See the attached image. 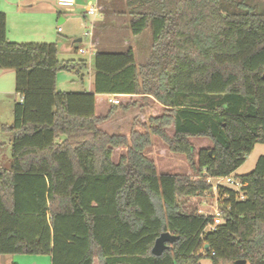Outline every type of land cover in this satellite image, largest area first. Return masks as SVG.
Masks as SVG:
<instances>
[{"label":"trees","instance_id":"1","mask_svg":"<svg viewBox=\"0 0 264 264\" xmlns=\"http://www.w3.org/2000/svg\"><path fill=\"white\" fill-rule=\"evenodd\" d=\"M132 36L151 29L145 63L133 48L97 51L94 90L57 88L60 71L80 74L88 60L61 61L49 42H14L0 11V70L15 72L11 166H0V255H49L52 264H264V154L218 187L222 223L188 201L212 190L209 178L234 176L264 141V0H124ZM97 94L152 95L165 112L149 130L109 134ZM173 126L170 136L166 128ZM151 134L185 155L195 175L159 173L145 154ZM192 137L213 148L198 150ZM126 154L113 161L116 148ZM180 240L152 255L163 232ZM209 249L205 250V245Z\"/></svg>","mask_w":264,"mask_h":264},{"label":"crops","instance_id":"2","mask_svg":"<svg viewBox=\"0 0 264 264\" xmlns=\"http://www.w3.org/2000/svg\"><path fill=\"white\" fill-rule=\"evenodd\" d=\"M5 2L8 3L6 7H8V10L11 13L10 15L8 14L7 11L5 12L7 16L8 38L11 41L16 40L14 42L56 43L58 46V54L60 50L64 49L63 51L67 52L69 56L73 57L74 52L78 53L80 52L81 49H83L76 46V43L83 41V38L80 36V34L83 33L81 31L84 26L81 17L87 19L88 16H90L88 14V9L94 6V7H99V11L96 15L97 18H93L89 23L88 27L91 28L92 31L89 30L87 32H91V34L86 35L87 32L83 33L84 36H89L87 43L90 50L94 49L95 50L94 53H96L97 51L118 52L128 48L135 49L134 45L132 46L130 43H127L129 40L124 41L125 45H123L121 44L122 41L119 38L121 36L122 31L124 32L127 22H129L127 19H124L127 18V12H126V6L124 0H76V4L73 6H61L56 1L53 0H4V4ZM91 16L96 17L95 15H91ZM12 18L16 19V24H17L16 27H14L15 25H12L13 23L11 20ZM61 26H63V30H62V33H64L63 36L66 37L65 41L56 40L55 37L56 31L57 33H61L59 32V27ZM69 39H73L71 44L68 41ZM78 39H81V41H79ZM71 59L87 60L86 58H78V59L70 58V59H63V60L60 59V60L66 61ZM67 72H72V71H67ZM75 74L77 73L75 72ZM77 75L79 76V81L81 82L82 87L74 88L75 90L72 91H66L60 88L58 89L65 92H92L94 90V75H93L92 64L89 65L88 62V68L84 69L80 74ZM64 81H65V77L61 79V75L59 72L57 76L58 85L60 82L63 84ZM77 82L78 80H75L74 78H72L70 81L71 84L73 83L76 84ZM85 84L87 86L86 88H85ZM142 96L147 97L141 94L140 95L97 94L96 109H95L96 114L98 116L106 115L110 107L109 104L110 103L113 104L112 99L118 98L122 100L124 98H128L132 100V98L135 97L137 98ZM99 106L102 112L98 113ZM13 111H14V106H13ZM130 111L126 112V114L129 113ZM119 113L121 112L116 113V116ZM111 121L113 120L111 119L108 121L106 120V122H103L99 125V128L106 131L107 127L110 126L109 122ZM11 141H12V137L9 140L10 146H11ZM119 159L115 162H118ZM11 162L12 159L8 160L7 162L8 164H5L0 160V166L4 168H9L11 166ZM165 173H169V172H165ZM231 177L234 179L233 175ZM215 180L216 178L213 179L211 178L210 182L214 184ZM210 193L214 194V199H213L214 201L212 203L208 199ZM197 198H199V200H197ZM217 199H218L217 190L213 186L212 190L206 191L202 195L192 197L188 201L189 203L187 204V206L190 205L191 208L198 210V212L201 209H205L206 211L212 213L213 210L218 208ZM218 220L219 217H216L217 223ZM6 256H9L8 259H6L7 260L6 264H20V263L24 264L23 262H21V259L25 258L24 257L25 255H20L21 257H16L18 255H14V257H11V255H6ZM26 256H30V258H36L37 256H41V255H26ZM32 260L37 261L39 259H32ZM49 264H52L51 256L49 259ZM94 264H101L99 258H95Z\"/></svg>","mask_w":264,"mask_h":264},{"label":"rangeland","instance_id":"3","mask_svg":"<svg viewBox=\"0 0 264 264\" xmlns=\"http://www.w3.org/2000/svg\"><path fill=\"white\" fill-rule=\"evenodd\" d=\"M7 2L4 4V0H0V11L2 12H8V14L11 15L10 11L8 10ZM10 8V7H9ZM96 16V15H95ZM93 18V16H88V20L84 17H81V20L84 24L81 32H87L89 30L92 31L91 28H89V23ZM99 18V17H98ZM127 19L129 22H127L126 27L124 29V32L122 31L121 36L119 37L122 41L121 44L125 45L124 41H128L127 43H130L132 46H135V55H136V61L137 63H145L147 62L153 45V37H152V31L151 29L146 30L143 34L140 36H132L130 31V20L131 16L127 14ZM12 25L17 26L16 19L12 18ZM58 27V26H57ZM62 30H63V26ZM89 29H88V28ZM62 30L59 31L61 33L55 34L56 40H64L66 39L64 33H62ZM83 33L80 34V36L83 38V41L76 43V46L79 48H83L85 52L83 53H76L74 52L73 57L69 56V54L64 49L59 51L58 57L63 59H70V58H86L89 62V65L93 63L94 58V49L89 48L88 46V39L89 36H84ZM13 40V39H12ZM16 41V40H13ZM18 41V40H17ZM71 44L73 39L68 40ZM60 46V45H59ZM60 48V47H59ZM75 51V49H74ZM61 79L65 77L64 85L60 82L58 85L57 82V88H60L62 90L66 91H72L75 90L74 88H80L82 87L81 82L79 81V76L75 74V71L67 72V71H60ZM74 78L75 80H78L76 84H71V79ZM85 84V88H86ZM147 97H135L131 99L124 98L121 100V103L118 105H125L126 103H131L128 110H124L121 107L113 114V116L110 118L111 122L110 126L107 127L106 132L109 134H116V135H125L128 138L131 136V133L133 131H138L141 133L146 132L149 130V126L151 124V118L160 116L165 112L164 106L159 103V101L153 97L152 95H144ZM20 100V96L15 91V72L13 70H0V160L1 162L8 164V160L11 158V146L9 144V140L12 137V133L10 131L4 130L3 125H11L14 122V111L13 106L15 101ZM109 110L112 107V104H109ZM108 110V112H109ZM131 110V111H130ZM130 111L126 114V112ZM102 112L100 106L98 107V113ZM119 113L116 116V113ZM109 119V120H110ZM108 121V120H107ZM106 122V121H104ZM103 123V122H102ZM166 132L172 136L174 134V128L173 126H169L165 129ZM105 131V130H104ZM152 142L151 145L146 149L145 154L149 156L150 158L154 159L156 161L158 172L159 173H181V174H191L195 175L196 171H194L191 168V165L189 161L187 160L185 155L172 153L168 146L165 144V142L157 135L151 134ZM191 142L194 144L196 149V155L198 150H200L202 147L205 148H213V142L211 139L207 137H192L190 138ZM127 149L126 147H119L114 150L113 153V161H117L121 154L126 153ZM264 154V141L258 142L255 144L252 152L247 156L246 161L237 169V171L234 173V179H237L238 177L248 174L252 172L256 164L258 162V159L261 155ZM191 168V169H190ZM193 170V171H191ZM222 185L228 186V187H234L226 183L225 180L221 181ZM235 188V187H234ZM218 190V189H217ZM218 194V191H217ZM209 201L211 203L214 201V194L210 193V196H208ZM199 200V198H197ZM210 203V202H209ZM223 218L219 217L218 223H222ZM9 256L6 255H0V264H6V259H8ZM11 257H14V255ZM16 257H21L20 255ZM23 257V256H22ZM25 258L21 259V262L24 264H49L50 256L47 255H41L37 256L36 258H30V256H24ZM32 259H39L32 260ZM20 260V259H18ZM21 264V263H20ZM197 264H214L213 260L209 257H205L199 261ZM222 264V263H219Z\"/></svg>","mask_w":264,"mask_h":264},{"label":"built area","instance_id":"4","mask_svg":"<svg viewBox=\"0 0 264 264\" xmlns=\"http://www.w3.org/2000/svg\"><path fill=\"white\" fill-rule=\"evenodd\" d=\"M53 1H56L59 5L61 6H73L76 4V0H53ZM99 11V7H90L88 9V14L89 15H97ZM62 30V27H59V31ZM91 32H87L86 35H90ZM80 52H85L84 49H81ZM112 103L113 104H120L121 103V100L118 99V98H115V99H112ZM211 178L208 179V181L210 182ZM225 180L227 184L231 185V186H234L235 188L239 189L241 186H242V183L240 180H237V179H233L231 176L230 177H219V178H216L213 186L214 188L217 190L218 187L220 185H222L221 181ZM218 191V190H217ZM218 195V194H217ZM199 213H202L204 215H214L215 217H222V211L217 208L215 210L212 211V213L206 211L205 209H201L199 210Z\"/></svg>","mask_w":264,"mask_h":264},{"label":"water","instance_id":"5","mask_svg":"<svg viewBox=\"0 0 264 264\" xmlns=\"http://www.w3.org/2000/svg\"><path fill=\"white\" fill-rule=\"evenodd\" d=\"M81 41V39H78ZM264 79V75H263ZM180 240V236L172 234L171 232H163L155 241L154 246L151 250L152 255L159 257L162 256L165 251L173 247L175 243H177ZM209 249V245H205V250ZM232 264H248V261L246 260H237Z\"/></svg>","mask_w":264,"mask_h":264}]
</instances>
